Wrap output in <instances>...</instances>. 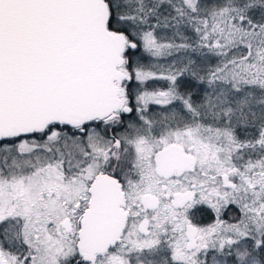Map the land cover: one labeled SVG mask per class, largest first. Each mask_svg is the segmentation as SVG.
<instances>
[{"label": "snow or ice", "instance_id": "snow-or-ice-1", "mask_svg": "<svg viewBox=\"0 0 264 264\" xmlns=\"http://www.w3.org/2000/svg\"><path fill=\"white\" fill-rule=\"evenodd\" d=\"M0 264H264V0H0Z\"/></svg>", "mask_w": 264, "mask_h": 264}]
</instances>
